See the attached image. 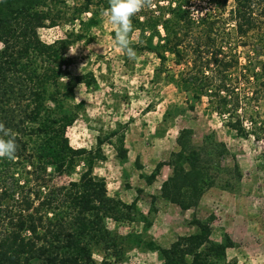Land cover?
Instances as JSON below:
<instances>
[{
	"label": "trees",
	"instance_id": "obj_1",
	"mask_svg": "<svg viewBox=\"0 0 264 264\" xmlns=\"http://www.w3.org/2000/svg\"><path fill=\"white\" fill-rule=\"evenodd\" d=\"M205 1L209 7L197 11L193 0H146L131 18L129 41H137L129 47L155 55L156 78L171 59L173 84L196 102L204 99L212 114L245 138L247 97L239 91L264 82V61H256L264 58V0ZM110 3L0 0V123L18 146L14 158L0 159V264H122L133 250L156 253L161 264H235L226 258L234 246L230 239L213 242L209 225L198 220H192L193 234L177 237L168 248L149 239L151 222L137 201L110 197L105 180L94 175L105 160L102 141L95 150L70 145L67 130L84 109L83 103L73 105L74 89L95 81L91 75L70 77L63 51L88 37ZM58 27L68 29L62 39L41 41L40 30ZM189 133H180V151L168 162L172 176L160 190L164 201L182 211L197 206L214 185L200 152L185 141ZM117 154L126 156L123 149ZM161 166L145 177L148 184ZM77 169V181L52 183L51 174L70 176ZM109 221L142 224L144 232L122 235L108 228Z\"/></svg>",
	"mask_w": 264,
	"mask_h": 264
},
{
	"label": "rangeland",
	"instance_id": "obj_2",
	"mask_svg": "<svg viewBox=\"0 0 264 264\" xmlns=\"http://www.w3.org/2000/svg\"><path fill=\"white\" fill-rule=\"evenodd\" d=\"M193 2L197 11L209 7L205 0ZM231 8L232 2H228L227 10ZM67 30L44 29L38 35L42 42L51 45L62 39ZM115 32L101 14L98 25L84 41L63 51L70 77L91 75L95 81L88 87L80 84L74 89L73 105L83 103L84 109L78 111L76 121L67 130L70 145L95 150L98 140L102 141L105 160L95 166L94 175L105 180L110 197L125 204L137 201V210L151 222L146 236L160 246L168 248L177 237L193 234L192 220H198L209 225L213 242L228 238L234 244L226 252L228 261L264 264L263 80L244 85L239 91L247 97L242 114L250 135L243 138L226 127L225 118L212 114L204 99L196 102L190 93L173 84L171 59L156 78L159 62L155 55L135 52L134 58L129 57L117 49ZM136 41L133 36L129 46ZM238 51L244 57L245 51L240 47ZM185 130L190 132L185 139L188 147L200 152L199 159L210 169L214 182L197 206L188 211L160 196L162 184L172 176L168 162L172 154L179 153L177 139ZM119 149L125 150L124 159L119 158ZM158 164L162 166L148 184L145 177ZM80 171L62 177L51 174L52 183L66 185L77 181ZM151 207L155 213H150ZM107 226L122 235L144 232L143 225L137 223L109 221ZM95 259L100 262L101 256L95 255ZM122 264L161 262L156 253L133 250Z\"/></svg>",
	"mask_w": 264,
	"mask_h": 264
},
{
	"label": "clouds",
	"instance_id": "obj_3",
	"mask_svg": "<svg viewBox=\"0 0 264 264\" xmlns=\"http://www.w3.org/2000/svg\"><path fill=\"white\" fill-rule=\"evenodd\" d=\"M145 6L146 0H111L103 13L116 30L114 39L117 49L129 57H135V51L129 47V33L133 30L131 18ZM17 147L11 130L0 123V159L14 158Z\"/></svg>",
	"mask_w": 264,
	"mask_h": 264
}]
</instances>
